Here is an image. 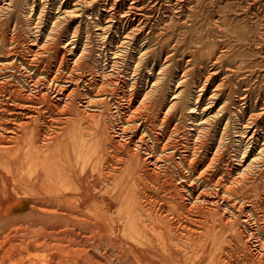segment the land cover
Returning <instances> with one entry per match:
<instances>
[{"label":"rangeland","instance_id":"rangeland-1","mask_svg":"<svg viewBox=\"0 0 264 264\" xmlns=\"http://www.w3.org/2000/svg\"><path fill=\"white\" fill-rule=\"evenodd\" d=\"M10 1L0 0V60L9 53L7 45H10V39L14 38L15 52L22 60L28 59L29 49L37 43L42 55L35 66L55 72L58 68L56 59L65 53L64 46L70 43L68 40L72 38L76 26L80 25L75 38L78 46L75 54L79 56L86 48V60L77 68L62 65L58 76L68 78L71 71L78 70L91 81L92 77L96 80L103 78L105 85L101 90L92 92L91 99L103 93L114 94L122 101L135 97L136 103L131 105L127 119L136 126L141 124L140 131L134 132L135 136L140 137L142 133L149 144H156V154L166 168L149 172L143 153L134 152L127 145L118 147L113 138L112 118L109 120L113 103H106L107 106L93 104L99 106L100 111L84 113L78 106L77 109L75 106L60 110L47 100L39 99L40 102L36 100L39 105L31 109L35 120L33 117L32 121L22 118L19 122L17 119L16 124L9 117L11 109L2 106L6 97L1 98L5 90L0 89V108L4 107L5 114H8L6 116L1 108L0 125L10 119L12 123L8 121V129L12 127L17 130V125L22 126L17 130L19 133L11 129L15 134L6 135L0 144V168L12 175L13 185H19H11L7 191L4 190L6 197L0 201V264H264L253 256L245 240L250 231L255 233V238L264 241V231L260 233L253 225L243 233L238 223L237 227L235 223H227L219 210L215 209V213L214 209H193V201L188 203L185 189L177 184L176 179L186 176L187 168L192 167L196 173L204 172L208 182L216 179L225 181L232 195L230 200L240 197L238 200L241 201L248 194V183L237 185L233 182L237 178L233 169L241 161L240 156L236 157L240 145L238 131L251 128V133L256 132L258 139L246 147L250 154L254 152L255 157L264 152V0H28L41 15L39 22L35 20V13L29 12L26 0H16L13 6H9ZM52 18L64 20L54 27ZM97 22L99 28L95 27ZM87 23L90 25L87 26ZM101 34L104 40L99 36ZM203 43L205 45H201ZM183 44H187V47ZM195 45L209 46L210 60L200 61L198 65L199 61L192 63L189 54ZM190 47L193 48L190 50ZM223 50L229 52V56L221 58V62L216 61L215 54ZM114 52L122 53L123 57L115 59ZM236 59L237 63L234 61ZM116 61L119 63L116 67L118 70L112 73L110 66ZM190 62L192 66L188 65ZM150 79L161 82V91L152 98L153 102L140 103L147 91H144L146 81L148 83ZM143 80L145 86H142ZM178 90H185L186 96L191 90L194 95L200 96L197 115L211 102L215 105L214 110L209 111L211 116L222 107L225 110L218 121L204 129L201 126L200 131L196 132L182 104L173 115L167 118L164 115L167 104L173 99L171 94ZM74 109L84 118L82 122L71 116ZM1 114L7 118L5 121H2L4 118ZM228 115L237 121L242 120V123L239 122L236 129L231 128L223 145V153L212 158L220 147V136ZM23 127L27 128L26 132ZM38 128L40 131H37ZM29 130L33 131V136ZM37 132L41 134L39 137ZM16 134L24 136L21 138ZM199 137H202L201 140ZM71 138H74L73 147H69ZM81 139L87 140L82 142ZM17 142H22L21 150L24 147L29 150L32 145L43 148L41 151L49 149L48 157L42 158L44 164H40L43 162L40 154L37 155L41 161L36 175H28L31 171L27 170L29 167L26 170L16 168L17 173L14 171L15 158H22V153L17 151L20 149ZM193 147L199 148L194 152ZM176 149L188 152L186 163L189 167L176 160L172 154ZM14 150L20 158L11 155ZM132 154L140 155L136 161L142 162L132 161ZM262 155H259L260 160L250 175L252 184L260 194H264ZM42 170L54 174L45 177ZM19 173L21 182L16 178ZM22 174H27L26 178H22ZM42 177L45 180L53 178L51 182L55 187L43 189L42 182L46 187L48 184ZM29 178L39 181H29ZM29 182L40 185L33 196L42 197L46 196L47 191H53L47 195L61 198V206L67 211H63L66 215L64 219L30 216V206L20 209L22 196L19 191L23 184ZM60 183L71 186L59 189ZM248 196L256 200V196ZM34 208L37 210L39 207ZM189 234L194 236L191 245L182 250L172 247L170 239Z\"/></svg>","mask_w":264,"mask_h":264},{"label":"bare ground","instance_id":"bare-ground-1","mask_svg":"<svg viewBox=\"0 0 264 264\" xmlns=\"http://www.w3.org/2000/svg\"><path fill=\"white\" fill-rule=\"evenodd\" d=\"M16 0H11L9 2V6H13L14 3L16 4L15 2ZM27 2V5L29 6V12L30 13H35V20H37L38 22L41 19V15L38 13L37 10L34 9V6H32L28 0H26ZM88 3V2H87ZM257 3V2H256ZM91 3H89L90 5ZM180 6V4H177ZM174 6V5H173ZM133 7H136V6H133ZM132 7V8H133ZM199 11V10H198ZM202 12V11H201ZM75 13V12H74ZM78 13V12H77ZM191 13H193V11H191ZM81 15V14H80ZM30 18V17H29ZM59 18V17H58ZM94 19V18H93ZM35 20H32V21H35ZM52 20V23L54 24V27H57V25L61 24L62 21L64 19H59V20H54V18L51 19ZM97 20V19H96ZM143 21V20H142ZM191 22V21H190ZM192 23V22H191ZM88 24V23H87ZM95 27H98L100 26V24L97 22L95 23ZM188 24V22H187ZM90 23L87 25L89 26ZM71 26V25H70ZM197 26V25H196ZM72 28V27H71ZM80 28V25L79 26H76L75 30H74V33L72 35V38L71 39H67L68 41H70V43L66 44L64 46V51L65 53H61L58 58L56 59V65L58 66L57 70L55 72L53 71H45V70H41L39 69L38 67H36L35 65L39 63V59H41V52H40V49L39 47L37 46V43H34L31 47L30 50V56L28 57V59L25 58V60H22V58L15 52V42H14V38L13 39H10V45H7L9 46V53L7 54V57L5 56L4 59H1L0 60V89L2 91L5 90L4 92L5 93H2L0 92L1 94V98L2 97H6V98H3V99H6L5 101V104L2 105L4 106L5 108L7 109H11V115L9 117H11L10 119H13L12 121L15 120V123H16V120L18 119H22L24 120H30L31 121L34 119L35 120V117H33V113L34 111H32L31 109H35L34 106L37 105V101H39V99H43V100H47L48 102H50L49 104L52 105L53 107L55 108H58L60 110H66V109H70L71 107L75 108L76 106V109H77V106H78V109H80V111L86 113L87 111H100V107L98 108L97 106H92L93 104H104L107 106V104H112L113 103V109L111 111V117L109 118V120L111 119V124H112V133H113V138L114 140L118 143V147L119 148H123L124 145H127V146H130L132 148V150L134 152H137V153H140V154H144L145 155V160L144 162L146 163V167H147V170L149 172H152V171H160V170H163L164 168H166L165 164H162V161L160 160V157L157 156L156 153H158L156 151V144L154 142H151L152 144H149L148 141H147V138L144 136H142L140 133V137H137V135L135 136L134 132L136 131H140V125L138 124V126L134 124H132V122H130L128 119H127V116L126 114L128 113V111H130L131 109V105L133 103H136L135 102V97L133 98V96L131 97H127L128 100H124L122 101L121 99L119 98H115L116 96L113 94H105L103 93V95H96V97H94V99H91L90 98V94H92V92L94 91H97V90H101L102 86L105 85V81L104 79H100V80H96L94 79V77H92V81L91 79H88L86 77H84L81 72L79 73V71H71L70 75L68 78H64V77H59L58 74L60 72V68L62 65L64 64H67V66L69 65V67L71 68H77V66L81 63V62H84L86 60V54L88 53L87 49L84 48L83 49V52H81V54L78 56H76L75 52L76 50L78 49V46H77V43H76V37L78 35V29ZM100 30V29H98ZM191 30V28H190ZM194 30V29H193ZM201 30V29H200ZM199 30V31H200ZM211 31V30H210ZM203 32V31H202ZM208 32V31H207ZM192 33V32H191ZM196 34V33H195ZM191 35V34H190ZM197 35V34H196ZM100 37L103 38L102 34L99 35ZM188 37V33H187V36L186 38ZM193 37V36H192ZM185 38V37H184ZM9 40V39H8ZM104 40V38H103ZM189 40V39H188ZM194 40V39H193ZM182 41V40H181ZM187 41V40H186ZM185 41V42H186ZM212 41V40H211ZM217 42L219 41L218 39L216 40ZM184 42V41H182ZM209 42V40H208ZM215 42V43H217ZM196 42H194L195 44ZM201 43V42H200ZM219 43V42H218ZM118 44V43H117ZM182 44V43H181ZM180 44V45H181ZM214 44V43H213ZM86 45V44H85ZM184 45V44H183ZM187 44H185L184 46H186ZM201 45H205V43L201 44ZM194 46L193 47H190V50L191 48H193L194 50L192 52H190L191 54H189L192 58L191 62L194 63L195 61H199L197 62V65L198 63L200 64V61H205V60H210L211 58V50H210V47H203V46ZM207 45V44H206ZM187 47V46H186ZM189 47V45H188ZM212 47V46H211ZM216 47V46H215ZM119 48V47H118ZM122 48V46H121ZM204 48V49H203ZM221 48V47H220ZM223 48H225L223 46ZM124 49V48H123ZM183 49V48H182ZM14 50V51H13ZM189 50V51H190ZM225 50V49H224ZM221 51L219 53H216L215 54V58L216 61H223V60H220L221 58H224L225 56H229V52H226V51ZM227 50V48H226ZM229 51V50H228ZM120 52H124V51H120ZM184 52H185V49H184ZM234 52V51H233ZM187 53V52H186ZM28 54V55H29ZM103 54V53H102ZM115 55V59H120L123 57L122 53L121 54H117V52H114L113 53ZM184 55V54H183ZM231 55V53H230ZM27 57V56H26ZM104 57V56H103ZM187 57V56H186ZM189 57V56H188ZM231 57V56H230ZM187 59V58H186ZM190 59V58H189ZM226 59V58H225ZM214 60V59H212ZM22 61V62H21ZM190 61V60H189ZM188 61V62H189ZM236 61V63L238 62L237 59L234 60ZM111 62V61H110ZM191 62L190 66L191 65ZM207 62V61H206ZM210 62V61H209ZM214 62V61H213ZM220 62L218 64H220ZM113 63V62H112ZM205 63V62H204ZM203 63V64H204ZM216 62H214L215 64ZM117 64H119L117 61L113 63V65H111L110 67L112 68V73H115V69L117 67ZM209 64V63H208ZM213 64V65H214ZM212 65V66H213ZM203 66V65H202ZM218 66V65H217ZM109 67V68H110ZM65 68V67H64ZM110 68V69H111ZM199 69L201 68L198 67ZM205 68V67H204ZM207 68V67H206ZM216 68V67H215ZM118 70V69H116ZM198 71V70H197ZM117 72V71H116ZM68 73V72H67ZM214 72H212L213 74ZM196 74V73H195ZM114 75V74H113ZM214 75V74H213ZM162 76V75H161ZM134 78V77H133ZM204 78V77H203ZM135 81V80H134ZM208 81V80H206ZM232 83V82H231ZM130 84V83H129ZM133 84V83H132ZM146 84H147V88H145L144 91L145 94L143 95V99L142 101H140V103H147L149 101L152 100V98L154 96H156L160 91H161V82L157 79H150L148 80V83L146 81ZM183 84V83H182ZM115 85H118L119 86V83H116ZM133 86V85H132ZM142 86H145V80H143V83H142ZM169 86V85H168ZM82 88V89H81ZM117 88V87H116ZM176 88V87H175ZM171 89V88H169ZM172 90V89H171ZM177 93H175L173 91V93L171 94V96H173V99H171V103L169 102L167 105V110L166 112H164V115L165 117L167 118V116H170V115H173V112L176 111L178 109V107H180V105L182 104V106H184V110L186 112H188V117H190V121L193 125V127H195V130L196 132H199L200 131V127L201 126H204V128H206V126L210 127L214 121H218L221 117V114L224 112L225 109H223V107L221 109H219L218 111H216L213 116H211L209 113V111L211 109H213L215 107L214 105V102H211V104L209 106H207L205 109L203 110H200L202 111L201 114L197 115L198 113V105L200 103V96L198 95H194V92L191 90L189 92V95L186 96V91L185 90H178L176 91ZM96 93V92H95ZM123 93V92H122ZM121 93V94H122ZM125 93V92H124ZM162 93V92H161ZM3 94H6V96H2ZM119 95V94H118ZM117 95V96H118ZM124 96V95H122ZM99 97H102V98H99ZM121 98V97H120ZM134 100V101H133ZM169 100V99H167ZM213 100V99H212ZM3 101V102H4ZM175 101V102H174ZM40 102V101H39ZM46 102V101H45ZM153 102V100H152ZM239 102V101H238ZM0 103H2V101H0ZM107 103V104H106ZM237 104V103H236ZM1 105V104H0ZM39 105V104H38ZM4 109V107H2ZM227 106V104H226ZM111 107V106H110ZM0 110H3L1 109ZM72 108V109H73ZM102 108V107H101ZM19 110V111H16L15 110ZM38 109V108H37ZM75 110L72 111L71 116H75V118L77 119L78 122H82L83 121V117L80 116V113L78 112V110ZM55 110V109H54ZM106 110V109H105ZM111 110V109H110ZM214 110V109H213ZM27 111V112H26ZM86 111V112H85ZM102 111V109H101ZM2 112V111H1ZM26 112V113H25ZM110 112V111H109ZM134 112V111H133ZM185 112V113H186ZM4 114L6 113L5 112V109H4ZM97 113V112H96ZM100 113V112H99ZM184 113V112H183ZM237 113V112H236ZM4 114H1L4 118ZM131 114H132V111H131ZM182 114V113H181ZM187 114V113H186ZM185 114V115H186ZM227 114V113H226ZM8 115V114H7ZM6 115V116H7ZM32 115V116H31ZM129 115V114H128ZM163 115V114H162ZM94 116V115H93ZM108 116V115H107ZM229 116V115H228ZM33 117V119H32ZM38 117V116H37ZM88 117V116H87ZM101 117V116H100ZM182 117V116H181ZM2 119V117H0ZM66 118V117H65ZM92 118V116H91ZM105 118H106V115H105ZM186 118V117H185ZM7 119V118H6ZM4 118V120L2 121H5L6 120ZM9 119V120H10ZM181 119V118H180ZM224 119V118H223ZM5 121L4 125H0V144L4 142V139L6 137V135H13L15 134L13 131H17V130H20V126L21 125H17L18 129H12V127H10L11 129H8L9 127L8 126V121ZM37 120L40 122L41 120L37 118ZM72 120V119H71ZM187 120V118L185 119ZM1 121V120H0ZM12 121L10 120V123H12ZM76 121V120H75ZM98 121V120H97ZM162 121V120H161ZM222 121V120H221ZM242 120H235L233 117H230L227 119V122L225 123L224 125V128L222 130V134H221V140H220V147L217 148L216 152L213 153V157L212 158H215L216 156L220 155L221 152L223 153V145H225L224 143L226 142L225 140L228 138L229 136V132L231 131V128L233 129H236L239 125V122H241ZM20 122V121H19ZM18 124H21L19 123ZM30 122V121H29ZM109 122V121H108ZM9 123V124H10ZM25 123V122H24ZM28 123V122H27ZM34 122H32L33 124ZM36 123V122H35ZM101 123V122H100ZM138 123V122H137ZM222 123V122H221ZM242 123V122H241ZM3 124V123H2ZM14 124V122H13ZM17 124V123H16ZM26 124V123H25ZM37 124H39L37 122ZM35 124V127H37ZM145 124V122H144ZM22 125H24L22 123ZM28 126V124H26ZM25 125V126H26ZM96 125H97V122H96ZM241 125V124H240ZM12 126V125H11ZM15 126V124H14ZM24 126V127H25ZM32 125H30L31 127ZM69 126V125H68ZM74 126V125H73ZM22 127V126H21ZM23 127V130L25 129L24 132H26V129L27 128H24ZM34 127V126H33ZM34 127V128H35ZM32 128V130L34 129ZM104 128V127H103ZM258 128V127H257ZM98 129V128H97ZM177 129V128H176ZM239 129V128H238ZM251 128H245V130L243 131H238L237 134H239V150H238V153L239 155H237L236 157L239 158V156L241 157V161L240 163L237 165L238 167L233 169L234 170V173H236V180H233V182L235 181L236 184H241V183H248V195H250L251 197L252 196H256V200H254L253 198H249V196H245L244 199H242L241 201L238 200L239 198H237V200H230V196L231 195V192H229L228 190V186L226 185L225 181L221 180V179H216L214 181H210L208 182L206 180V175L204 174V172L201 171V173H196L195 169H191L192 167L190 168H187V175L183 177H181L179 174V177H175L176 179H178V185H181V188L185 189L183 192L185 193L186 195V199L189 203L193 201V204L194 205V208L193 209H196V208H204V209H215L216 210H219V214L221 215V217H223V219H225L227 221V223H238L240 228L242 229V232L244 233L245 229L246 230H249L250 227L249 226H257V229L259 231H261L260 233L263 234V231H264V194L263 193H258L256 191V187L252 184V179L250 178V175H251V171L252 169L257 165V163L259 162L260 160V157L259 155H262L261 153H259L258 155H256L255 157V154L254 152H252L251 154L249 153L248 151V147H246L247 145L249 144H252L254 141H256L258 139L259 136H257V133L256 132H253L251 133L252 131L249 130ZM30 131L31 133H29L27 131V133L31 134L33 133V131ZM35 130V129H34ZM39 130V128L37 129V131ZM103 130V129H102ZM143 132H144V128L142 129ZM22 131V130H21ZM40 131V130H39ZM98 131V130H97ZM104 131V130H103ZM237 131V130H236ZM18 132V131H17ZM36 132V130H35ZM67 132V131H66ZM19 133V132H18ZM21 133V132H20ZM38 133V132H37ZM101 133V132H100ZM108 133V132H107ZM145 133V132H144ZM186 134V133H185ZM236 134V133H235ZM16 135H19V134H16ZM21 135V134H20ZM19 135V136H20ZM39 134L38 133V136L39 137ZM99 135V134H97ZM212 135V134H211ZM24 135H22L23 137ZM30 136V135H28ZM100 136H102L100 134ZM16 137V136H14ZM21 137V136H20ZM21 137V138H22ZM25 137H27L25 135ZM36 137V138H37ZM108 137V136H107ZM107 137H105L104 139H106ZM150 137V136H149ZM28 138V137H27ZM30 138V137H29ZM84 138V137H83ZM102 138V137H101ZM200 140L202 137H199ZM205 138V137H204ZM218 138V137H217ZM32 139V137H31ZM29 139V140H31ZM39 139V138H38ZM37 139V140H38ZM109 139V138H108ZM206 139V138H205ZM248 139V140H247ZM24 140V139H23ZM28 140V141H29ZM87 140V139H86ZM86 140H83V141H86ZM149 140V139H148ZM190 140V139H189ZM188 140V141H189ZM199 140V141H200ZM22 141V140H21ZM27 140L25 141H22V142H26ZM69 141V139H68ZM82 141V139H81ZM82 141V142H83ZM101 141V139H100ZM21 142V144H22ZM30 144H33V141H29ZM32 142V143H31ZM37 142V141H36ZM40 143V141H38ZM103 142V141H102ZM252 142V143H251ZM104 143V142H103ZM107 143V141H106ZM188 143V142H187ZM21 144L19 142H17V145H18V149L19 147L21 146ZM25 144V143H24ZM83 144V143H81ZM89 144V143H88ZM101 144V143H100ZM202 144V143H201ZM201 144H198V146H201ZM260 144V143H259ZM11 145V144H10ZM16 145V144H15ZM40 145V144H39ZM42 145V144H41ZM86 145V144H85ZM108 145V144H107ZM203 145V144H202ZM1 146V145H0ZM73 147L74 146V138H71L70 139V142H69V147ZM81 146V145H80ZM106 145L104 144V147ZM196 146V145H195ZM257 146V145H256ZM23 147V146H22ZM22 147H20L19 150H17L18 152L22 153V158H20L17 154L18 153H14L15 150L12 152L13 154H11L12 156L13 155H17V157H19L20 159H16L14 160V166H15V172L17 173L18 171H16V168H24V170H26L27 168L26 167H29V169H27L28 171H30V173H28V175L30 177H32L31 175H36L38 172V167H39V162L41 161L40 159H42L43 157L46 158L47 155L50 154L49 152V149L45 150L44 148V151H41L43 150V148L41 149H38V148H35L34 145H32V148L31 149H25L24 147V150H21ZM41 147V146H40ZM54 147V145H53ZM51 147V148H53ZM103 147V145H102ZM7 148V147H6ZM16 148V147H15ZM50 148V147H48ZM197 148L199 147H193L192 149H194V152L197 151ZM250 148V147H249ZM259 148V147H258ZM257 148V149H258ZM40 153H39V151ZM55 149V148H54ZM63 149V147H62ZM81 149V148H80ZM84 149V148H83ZM81 149V150H83ZM88 149V148H87ZM190 149V148H189ZM213 149V148H212ZM260 149V148H259ZM52 150V149H50ZM85 150V149H84ZM188 150V149H187ZM191 150V149H190ZM256 150V149H255ZM161 151V150H160ZM166 151H170V150H166ZM193 151V150H192ZM258 151V150H257ZM80 152V151H79ZM1 153V152H0ZM8 153V152H7ZM6 153V154H7ZM10 153V152H9ZM8 153V154H9ZM81 153V152H80ZM165 153V152H164ZM163 153V154H164ZM212 153V152H211ZM40 154L39 157H41L40 159L37 157V155ZM43 154V155H41ZM160 154V153H159ZM169 154V153H168ZM172 154L177 158L176 160L181 163V164H185L187 165L186 162H188V152L186 151L185 153L184 152H180L179 150H174V152H172ZM82 155V154H81ZM263 155H264V152H263ZM262 155V157H263ZM14 156V157H15ZM167 156V155H166ZM9 157V155L7 156ZM48 157V156H47ZM137 156H135L134 154H132L131 156V160L132 161H135V162H138L136 161L138 157H140V155L136 158ZM3 158V157H2ZM39 159V160H36V159ZM162 158V157H161ZM202 158V157H201ZM8 158H6V161L8 162L7 160ZM44 159V158H43ZM43 159H42V162H43ZM5 160V159H4ZM12 160V157L11 159ZM16 160H20V162L16 161ZM173 160V159H172ZM212 160V159H211ZM215 160V159H214ZM238 160V159H237ZM168 161V160H167ZM217 161V160H216ZM5 162V161H4ZM10 162V161H9ZM13 162V160H12ZM139 162H142V161H139ZM138 162V163H139ZM170 162V161H169ZM172 162V161H171ZM176 162V161H175ZM196 162V161H195ZM212 162V161H211ZM210 162V163H211ZM215 162V161H214ZM219 162V161H218ZM45 162L43 163H40L41 165L44 164ZM137 163V164H138ZM167 163V162H166ZM213 163V162H212ZM134 164V163H133ZM141 164V163H140ZM139 164V165H140ZM175 166H176V163H174ZM173 164V165H174ZM197 164V163H196ZM0 165L2 166L1 162H0ZM48 165V164H47ZM172 165V164H171ZM189 165V164H188ZM187 165V166H188ZM190 165H193V164H190ZM0 166V167H1ZM7 166V165H6ZM174 166V167H175ZM212 166V165H210ZM4 167V166H3ZM189 167V166H188ZM194 167V166H193ZM196 167V166H195ZM7 168H9V165L7 166ZM172 168V167H171ZM180 168V167H179ZM178 168V169H179ZM185 168V167H184ZM207 168V167H206ZM210 168V167H209ZM208 168V169H209ZM168 169V168H167ZM170 169V168H169ZM176 169V168H175ZM174 169V170H175ZM13 170V168H12ZM177 170V169H176ZM185 170V169H184ZM207 170V169H206ZM43 171V176H49L54 174V173H49L47 174V172H45L44 170ZM10 172V170H9ZM54 172V171H53ZM169 172V171H168ZM172 172V171H171ZM181 172H183L181 170ZM180 172V173H181ZM186 172V171H185ZM25 173H27V171H25ZM45 173V175H44ZM77 173V172H76ZM173 173V172H172ZM31 174V175H30ZM47 174V175H46ZM56 174V173H55ZM157 174V173H156ZM185 174V173H184ZM16 175V174H15ZM21 174L19 173V175L16 176V178H19ZM25 176H23L22 174V178H26V175L27 174H24ZM167 175V174H166ZM176 176L177 173L175 174ZM12 175H10V173H6L4 172L3 168H0V201H3L4 197L5 196V193H4V190L7 191L8 188H10L12 184ZM27 176V177H29ZM75 176V175H74ZM14 177V176H13ZM21 177V176H20ZM34 177V176H33ZM45 177L43 178V181L45 180ZM149 178L151 176H148ZM154 177V176H153ZM156 177V176H155ZM171 177V176H170ZM173 177V176H172ZM39 180H42L41 178L37 177ZM78 178V177H77ZM232 178V177H231ZM21 178H19V181H20ZM34 180H37L35 178H33ZM151 179H153L151 177ZM175 179V180H176ZM28 180V179H27ZM32 180L31 178H29V181ZM32 180V181H34ZM37 180V181H39ZM48 179H46L44 182H46L47 184V187L43 184L42 182V187H45L43 189L47 190L46 188H53V186L55 187V185L52 183L53 181V178L52 180H48L50 183H48L47 181ZM54 180H56L54 178ZM58 180V179H57ZM56 180V181H57ZM154 180V179H153ZM174 180V179H173ZM25 181V180H24ZM52 181V182H51ZM21 182V181H20ZM164 182V181H163ZM255 182V181H253ZM24 183V182H23ZM27 183V182H25ZM40 183V182H39ZM52 183V185H51ZM50 184V185H49ZM17 184L13 185L16 186ZM58 185V183H57ZM19 186V185H17ZM16 186V187H17ZM40 186V185H39ZM38 186V183L35 184V182L31 183L29 182L28 184H23L22 188H20L21 190L19 191L20 192V195L22 197H20V200H19V206H20V209L22 208H25V207H28L30 206V212H29V215L30 216H48V217H51V219H55V218H65V214L64 212L66 213L67 211H64L66 210L65 208H63L61 205L63 202H61V198H56L55 196H48L47 193L48 191L45 193V195H41L42 197H35L33 195H36L37 193L34 192L35 189H38L39 188ZM50 186V187H49ZM52 186V187H51ZM67 186H69L68 184L65 185V184H62L60 183V185L58 186L59 189H64L66 188L67 189ZM71 186V185H70ZM69 186V188H70ZM245 186V185H244ZM12 187V186H11ZM40 187V188H42ZM170 187V186H169ZM172 187V186H171ZM42 189V190H43ZM182 191V190H180ZM264 191V190H263ZM42 192V191H41ZM50 192H53V191H49ZM176 192V191H175ZM181 192V193H183ZM237 192V191H236ZM235 192V195L237 194ZM34 193V194H33ZM36 193V194H35ZM43 193V192H42ZM48 193V194H49ZM8 194V193H7ZM51 195V194H49ZM235 195H233L235 197ZM65 196V195H63ZM66 199V198H65ZM68 199V198H67ZM177 199V198H176ZM233 199V198H231ZM184 200V199H183ZM66 201V200H64ZM186 201V200H184ZM180 205V204H178ZM34 206H37L40 208V210H36L34 208ZM189 207V206H188ZM193 207V206H192ZM190 209H192L191 207H189ZM188 208V209H189ZM192 209V210H193ZM64 211V212H63ZM69 212V210H68ZM216 213V211H215ZM1 214V212H0ZM218 214V213H217ZM216 220V219H215ZM134 221V220H133ZM138 224V222H137ZM218 224V223H217ZM234 224V225H235ZM236 224L235 226L237 227ZM140 226V225H139ZM233 226V225H232ZM230 226V227H232ZM243 227V228H242ZM143 228V227H142ZM254 229V228H253ZM144 231V230H143ZM256 232V231H255ZM247 234V233H246ZM250 234V235H249ZM259 234V233H258ZM261 234V235H262ZM244 235V234H243ZM166 236V235H165ZM180 236V235H179ZM182 236V234H181ZM184 236V235H183ZM254 236V237H253ZM255 233L254 232H250L248 231V237L245 238L246 240V243L247 245L249 246V248L251 249L250 251L252 252L253 256L255 258H258L259 260L263 261L264 262V241H261L257 238H255ZM166 239V238H165ZM194 240V236L193 235H190L189 236H184L183 238H179L178 236L176 237H173L172 239H170V243L172 245V247L176 248V249H179V250H182L185 246L188 247L189 245L192 244V240ZM158 240V239H157ZM264 240V239H262ZM113 242V241H112ZM168 247V246H167ZM171 249V248H169ZM172 252V251H171ZM81 256L83 257V255L81 254ZM80 256V257H81ZM81 257V259H82Z\"/></svg>","mask_w":264,"mask_h":264}]
</instances>
